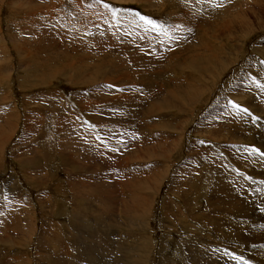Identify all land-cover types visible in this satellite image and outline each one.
<instances>
[{
  "label": "rangeland",
  "instance_id": "obj_1",
  "mask_svg": "<svg viewBox=\"0 0 264 264\" xmlns=\"http://www.w3.org/2000/svg\"><path fill=\"white\" fill-rule=\"evenodd\" d=\"M262 131L264 0H0V264H264Z\"/></svg>",
  "mask_w": 264,
  "mask_h": 264
},
{
  "label": "bare ground",
  "instance_id": "obj_2",
  "mask_svg": "<svg viewBox=\"0 0 264 264\" xmlns=\"http://www.w3.org/2000/svg\"><path fill=\"white\" fill-rule=\"evenodd\" d=\"M262 137L264 136V132L262 131V133L260 134ZM259 135V136H260ZM259 140H261V139H259ZM264 142V141H263ZM253 154V152H251L250 153V155H249V153H248V155H249V157H248V162H250V165H252L253 163H254V166H257L258 168L261 166V163L262 162H264V160L263 159H261V158H259V157H257V156H253L252 155ZM245 164V163H244ZM217 168H218V171H217V173L219 172L220 173V180L219 181H221L222 179H226V177H231V174H230V172L229 171H225L227 168L226 167H224V166H222V165H218L217 166ZM216 172V171H215ZM219 175V174H218ZM263 175V174H262ZM218 177V178H219ZM216 185V184H215ZM218 185H219V183H218ZM214 186L215 188H217L213 193H218L220 190H222V186L220 187V186ZM253 193L255 194V196L256 195H259V196H262V201L264 202V189H253ZM253 201H255V197H251L250 199H249V201L248 202H253ZM247 205V204H246ZM212 223V222H211ZM213 224V223H212ZM215 234H217V233H215ZM236 236H238V234L236 233ZM239 236H240V234H239Z\"/></svg>",
  "mask_w": 264,
  "mask_h": 264
},
{
  "label": "snow or ice",
  "instance_id": "obj_3",
  "mask_svg": "<svg viewBox=\"0 0 264 264\" xmlns=\"http://www.w3.org/2000/svg\"><path fill=\"white\" fill-rule=\"evenodd\" d=\"M104 7L108 8L109 5L105 4ZM112 12H113V15L115 16L116 10L115 9H112ZM137 15H138L139 19L141 21H143L144 23L151 25L153 28L158 27V25L156 24L155 21L149 19L148 17L142 16V15H139V14H137ZM233 107H235L237 109H240V106L239 105H236V104H233ZM240 110H242V111H244L246 113L248 112V109H240ZM252 151L259 152V150L258 149H255V148H253ZM260 154L261 155H264V153H260ZM235 258L238 259V260L241 259L240 257H235Z\"/></svg>",
  "mask_w": 264,
  "mask_h": 264
},
{
  "label": "crops",
  "instance_id": "obj_4",
  "mask_svg": "<svg viewBox=\"0 0 264 264\" xmlns=\"http://www.w3.org/2000/svg\"><path fill=\"white\" fill-rule=\"evenodd\" d=\"M26 161V160H25Z\"/></svg>",
  "mask_w": 264,
  "mask_h": 264
}]
</instances>
